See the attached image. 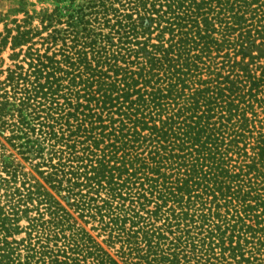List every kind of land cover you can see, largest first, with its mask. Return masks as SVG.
<instances>
[{"label":"trees","instance_id":"trees-1","mask_svg":"<svg viewBox=\"0 0 264 264\" xmlns=\"http://www.w3.org/2000/svg\"><path fill=\"white\" fill-rule=\"evenodd\" d=\"M36 1L0 32V264H264V0Z\"/></svg>","mask_w":264,"mask_h":264},{"label":"rangeland","instance_id":"rangeland-1","mask_svg":"<svg viewBox=\"0 0 264 264\" xmlns=\"http://www.w3.org/2000/svg\"><path fill=\"white\" fill-rule=\"evenodd\" d=\"M28 4H35V7H31ZM42 4L36 0H0V32L4 30V26L9 20L21 19L23 14L19 13L23 8L26 10L37 9L40 10ZM9 53L3 55L7 58Z\"/></svg>","mask_w":264,"mask_h":264}]
</instances>
